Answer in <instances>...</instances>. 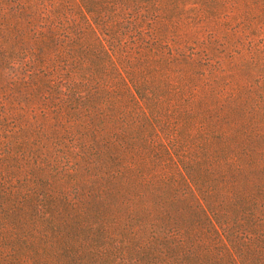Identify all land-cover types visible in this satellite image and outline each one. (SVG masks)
Returning <instances> with one entry per match:
<instances>
[{"label": "trees", "instance_id": "obj_1", "mask_svg": "<svg viewBox=\"0 0 264 264\" xmlns=\"http://www.w3.org/2000/svg\"><path fill=\"white\" fill-rule=\"evenodd\" d=\"M0 264H264V0H0Z\"/></svg>", "mask_w": 264, "mask_h": 264}]
</instances>
